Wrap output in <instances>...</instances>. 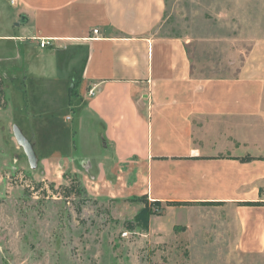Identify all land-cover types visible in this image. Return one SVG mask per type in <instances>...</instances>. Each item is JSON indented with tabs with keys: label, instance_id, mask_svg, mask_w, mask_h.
Listing matches in <instances>:
<instances>
[{
	"label": "crops",
	"instance_id": "obj_1",
	"mask_svg": "<svg viewBox=\"0 0 264 264\" xmlns=\"http://www.w3.org/2000/svg\"><path fill=\"white\" fill-rule=\"evenodd\" d=\"M165 14V0H0V78L45 73L66 51H83L75 106L100 122L104 155L72 163L95 184L119 190L126 181L124 194L152 202L233 206L239 249L262 256L264 41L238 77L198 78L184 41L157 34ZM17 109L1 89L0 116Z\"/></svg>",
	"mask_w": 264,
	"mask_h": 264
},
{
	"label": "rangeland",
	"instance_id": "obj_2",
	"mask_svg": "<svg viewBox=\"0 0 264 264\" xmlns=\"http://www.w3.org/2000/svg\"><path fill=\"white\" fill-rule=\"evenodd\" d=\"M165 1L157 34L184 41L195 77H238L264 41V0ZM38 56L30 55L34 64L44 61ZM84 59L69 50L53 59V70L0 78L9 104L24 110L0 116V264H264V255L239 249L235 207L154 203L124 194L126 181L119 190L97 185L85 164L72 163L104 155L100 122L81 119L75 106L82 87L73 73ZM13 127L38 155L36 170ZM75 176L85 191L69 197Z\"/></svg>",
	"mask_w": 264,
	"mask_h": 264
},
{
	"label": "water",
	"instance_id": "obj_3",
	"mask_svg": "<svg viewBox=\"0 0 264 264\" xmlns=\"http://www.w3.org/2000/svg\"><path fill=\"white\" fill-rule=\"evenodd\" d=\"M27 22H28V18L26 16H22L20 21L16 25L20 26L21 24H26ZM13 135L19 147L24 150L28 158V161L31 165V168L33 170H36L39 164V157L34 152L33 147L30 145V143L27 141L25 136L22 134V132L17 127H13Z\"/></svg>",
	"mask_w": 264,
	"mask_h": 264
},
{
	"label": "trees",
	"instance_id": "obj_4",
	"mask_svg": "<svg viewBox=\"0 0 264 264\" xmlns=\"http://www.w3.org/2000/svg\"><path fill=\"white\" fill-rule=\"evenodd\" d=\"M248 160H250V158H246ZM72 185L68 188H66L68 190V195L67 196H71L73 195V193H76L75 195H81L85 189L81 186V182H79L78 178L75 176L72 178V181H71ZM54 188V186H52ZM142 198H147L146 196H142ZM154 203H161V202H154ZM171 203V202H169ZM177 203V202H176ZM201 204H217V203H201Z\"/></svg>",
	"mask_w": 264,
	"mask_h": 264
},
{
	"label": "built area",
	"instance_id": "obj_5",
	"mask_svg": "<svg viewBox=\"0 0 264 264\" xmlns=\"http://www.w3.org/2000/svg\"><path fill=\"white\" fill-rule=\"evenodd\" d=\"M10 1L12 3L14 2V0H10ZM93 32H94V34H97L98 33V30H94ZM40 45H41V47L45 48L47 46H50V41H43ZM90 94H93V91L92 90L90 91Z\"/></svg>",
	"mask_w": 264,
	"mask_h": 264
}]
</instances>
